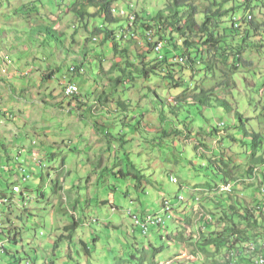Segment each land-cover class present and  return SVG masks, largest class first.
Instances as JSON below:
<instances>
[{
  "label": "clouds",
  "instance_id": "1",
  "mask_svg": "<svg viewBox=\"0 0 264 264\" xmlns=\"http://www.w3.org/2000/svg\"><path fill=\"white\" fill-rule=\"evenodd\" d=\"M177 15L183 37L169 27ZM189 15L193 23L219 16L209 20V32L233 23L238 32L221 59L210 54L207 68L184 71L187 57L164 61L159 47L170 33L178 45L187 38ZM109 33L124 65L106 54ZM126 43L140 46L125 52ZM237 54L246 68L236 64ZM197 102L204 107L194 122L189 109ZM225 160L226 180L260 186L253 199L260 197L255 211L264 216V0H186L179 13L176 0H0V264H65L73 250L80 255L70 264H264V220L249 235L245 226L221 221L222 212L201 207L206 197L193 187L201 166L224 172ZM73 172L76 186L87 173L103 172L105 186L109 173L126 176L112 186L127 198L119 207L114 199L103 209L85 204L81 216L67 199L65 178ZM35 185L41 197L48 189L43 201ZM97 194L105 199L99 185ZM57 198L78 227L84 220L72 237L59 239L66 221L53 224L43 211ZM246 199L242 190L233 193L234 213L242 214L236 201ZM202 218L217 226L225 246L202 244L213 235Z\"/></svg>",
  "mask_w": 264,
  "mask_h": 264
},
{
  "label": "trees",
  "instance_id": "2",
  "mask_svg": "<svg viewBox=\"0 0 264 264\" xmlns=\"http://www.w3.org/2000/svg\"><path fill=\"white\" fill-rule=\"evenodd\" d=\"M186 5V0H176V11L179 13ZM190 7V5H188ZM188 23L184 25L185 29H190L188 31V36L187 38L183 39L181 44H177L175 42V37L170 33L169 37L167 40H165L164 37H160V41H165L164 42V49H167V51H163L160 56L162 55L163 60L167 61L168 59L176 58L177 56L179 57H187L186 63L188 64V68L183 69L184 71H191L192 68H199V69H204L208 67V64L205 62L209 59L210 54L214 55L216 60L221 59L224 56V53L221 51L222 49L226 48V40L229 38H235L232 37L233 32H238V27H236V24H230L228 26H224L223 24H215V28L220 29V31H215L213 30L212 32L208 31V26H209V20H212L213 23H215V20L219 19V16H216L214 19L213 17L206 16L204 21L202 23L197 22L193 23L192 22V17L189 15L187 17ZM179 22V16L177 15L174 19L170 20L169 27L171 28L172 33H179L182 37L184 36V29L181 27L177 26ZM152 21H149V27H151ZM248 27L252 29V34H255L256 29L253 28L252 24L249 23ZM148 29L141 23L139 31L146 32ZM203 33V35H201ZM110 33L105 35L103 43H111L110 40ZM148 41L145 39L143 41V44H147ZM241 44H244L245 41L243 39L240 40ZM140 45H127L126 47L124 46V51L126 52L129 47L135 48ZM113 48V47H112ZM115 51V60L114 62H119L122 65H124V61L122 60L123 53L121 51H117L115 48H113ZM181 50V51H180ZM227 60H232L231 56L227 57ZM236 64L239 65V68H246L247 65L244 63H241V56L239 54L236 55L235 57ZM118 72V71H117ZM238 75V71L233 72V77ZM192 78V77H190ZM240 83H242L245 87H247V78L242 77L240 80ZM258 83V82H257ZM205 87H207L208 82H204ZM260 86V85H258ZM235 91V89H234ZM105 94L107 95V91L105 90ZM220 106L223 108L224 103H221ZM203 104L197 102L196 104L192 105L191 108L189 109L190 113L192 114L193 112H196L200 115V112L198 109H203ZM185 114L183 111L180 112V114ZM216 129H213V132H216ZM259 148H257V151ZM189 161V160H188ZM191 162V161H190ZM225 170L224 172H221L218 170L214 165H207L208 170H212V173L214 175V178L210 179H202L198 178L196 181V185L193 187H198L200 190L197 192L198 195H201L203 197H206L203 200V203L201 204V207H206L209 209H214L218 210L217 212H222V215L220 217L221 221L225 217H227L230 221V226L234 227L236 224L243 225L247 228L248 234L251 235L252 232V225H258L261 220H264V216H261V214L257 211H255V208L258 206L259 199L255 198L251 203L255 204V207H248L247 205L244 204V202L241 201H236L237 204H241L242 208V214L241 213H234L233 208L234 205L231 203L233 199V193H236L237 190H242L243 193H246V190L251 189L250 185L245 187L242 184H234V181L232 180L231 177H229L227 180L225 179V172L227 171V160H225ZM194 166V165H193ZM205 166H201L199 171H203V168ZM195 168V167H194ZM196 170V168H195ZM200 172V173H201ZM124 178H127L126 176H122ZM135 179V178H134ZM199 180V181H198ZM67 181V177L65 178V182ZM198 182V183H197ZM202 182V183H201ZM224 185H229L231 186V190L226 191L222 190V186ZM0 193H2V188L6 187L4 184H0ZM3 186V187H2ZM259 186V185H257ZM60 185L59 182L55 185L54 190L59 189ZM260 188V186H259ZM252 190V189H251ZM202 191V192H201ZM143 195H145L144 192H142ZM134 196V193H132ZM239 194V193H237ZM23 195V194H22ZM250 199L251 197H249ZM252 195V194H250ZM42 196V193H40V197ZM45 196V193H43V197ZM213 197V198H207V197ZM221 197L222 200H218V197ZM216 197V198H215ZM69 201H71L70 196L67 197ZM248 199L245 200L249 201ZM61 203V199H60ZM75 203H78V200L75 201ZM214 203V204H213ZM175 204V203H174ZM116 206V205H115ZM117 207V206H116ZM28 212V210H26ZM31 214V213H30ZM32 215V214H31ZM201 225L206 228V231H210L213 233L212 237L210 240H205L202 241V244L205 247H211L212 246V241H215L218 243L220 247L225 246V241L220 240L217 235V227H211L212 223L208 220L201 219L200 221ZM206 225V226H205ZM78 227V223L73 222L72 225L66 226L64 229L65 231H69L71 229H75ZM64 236H60L59 239H61ZM67 237V236H66ZM71 237V236H69ZM58 239V240H59Z\"/></svg>",
  "mask_w": 264,
  "mask_h": 264
},
{
  "label": "rangeland",
  "instance_id": "3",
  "mask_svg": "<svg viewBox=\"0 0 264 264\" xmlns=\"http://www.w3.org/2000/svg\"><path fill=\"white\" fill-rule=\"evenodd\" d=\"M180 10H182V9H180ZM121 39L123 40V37H121ZM104 44H105V47H106V54L111 55V54L114 53V55H115V51L111 47V43L108 42V43H104ZM127 45H129V44L126 43L125 44V47ZM163 51L166 52L167 49H164ZM113 60H115V56H113ZM117 75H119L118 72H117ZM105 90L108 91L107 89H105ZM145 107H147V105ZM184 115L185 114H183V113L180 114L181 117H183ZM191 116L195 118V121L194 122H199V121L202 120L201 115H199L196 112H193L191 114ZM143 117H144V112H141L140 113V116L133 120V122H132V130L133 131L135 130V125L136 124H139L140 123V119L143 118ZM126 131H128L127 128H126ZM249 145L251 146V142H249ZM160 148H161V150H164V145H160ZM48 151L49 152L52 151L51 147L48 148ZM120 155H121V158L123 160L126 161L128 159V157L126 155H124L123 152ZM75 157H76V153H74V152L70 153L69 157L65 159V163H68V160L69 159H72V158H75ZM190 161L191 160H189V161L187 160V161H184L183 163H185L188 166L189 169H192L193 171H195V168H194L195 166H193L192 161L191 162ZM126 170L127 169L125 168V171ZM80 171H81V173H83L84 172V169H81ZM45 175H46V173L40 172L37 178L40 179L41 181H43ZM77 178H78V173L73 172L69 176H67V181L65 183L67 185H69L67 191L69 193H71V195H70V198H71L70 203L72 204V207L75 205V208H73V210L75 212H77L81 216L84 215V205L85 204L88 205L89 207H94L96 209H103L104 207L108 206V200L109 199H114L115 200V205L117 207H119V201L122 200V199H126L127 198L125 195H122L120 192H118L117 189H116V187L112 186V182L113 181H116L118 183H122L127 178H124L122 176H120L118 178L117 176L109 173L108 174L109 184L107 186H105L104 185V173L103 172H101V173H99V174H97L95 176L91 175V173H87V175L85 176V180L80 185L76 186L74 184V181ZM198 178L199 179L202 178L203 180L205 178L206 179H210V178H214V175L212 173V170H208V166H205L203 168V171L201 172V175L195 178V182L193 183V186L196 185L195 183H196V181H197ZM98 185L101 188L102 194L105 196V199H103V200H101L100 199V196L97 194V186ZM32 187L33 186L31 184H25L23 190H29L30 191ZM34 187L36 189L37 196L40 197V193H41L39 191L40 186L39 185H35ZM0 188H1V186H0ZM249 188H251L252 190L251 189H248V190H246V192H247V194H249V197H251L248 200H251V202H252L253 201V196L255 195V193L256 192H259V186H256L255 190L252 187H249ZM47 191H48V189L45 190V195H46ZM77 192H79L81 195H83L85 197H88V199H86L84 201H81L78 198V196L76 195ZM132 193H134V196L137 195V193L135 192V190H133ZM141 194H142V192L139 194L140 195V198L142 197ZM250 194H252V195H250ZM44 197H40V200L43 201L44 200ZM256 198L257 199H260V197H258V196ZM20 199H22L21 198V194H20ZM76 200H78V203H75ZM141 200H142V198H141ZM218 200H222V198L219 196L218 197ZM176 202H177L176 201V198H173L172 203L174 204ZM243 202H244L245 205H247L248 207H250L249 206V201H246L245 202V200H244ZM254 205L255 204L251 203V207H255ZM61 207H62V204L60 203V198H57L55 202H53L51 200L47 201L46 202V205H45V207L43 209V211L48 214V220L51 223H53V224H58L60 221H66V224L64 226L72 224L74 222V219H73L72 215H69V214L61 211L60 210ZM133 210H134V213H135L136 212V209L133 208ZM216 211H218V210H216ZM26 218L27 219H31L32 218V215L30 214V212H28V216ZM129 220H131V217H129ZM83 223H84V220H82V224ZM82 224L78 228H75V229H73L70 232L69 231L68 232L65 231L64 230V226H63L60 229V235L61 234L68 235V236L71 235V237H72L73 233L80 231V229L82 227ZM215 226L216 225H214V224L211 225V227H214V228H215ZM59 236H57L56 239H58ZM92 239H95V237H93ZM81 241H83V240H81ZM97 243H99V241H97ZM49 247H52V245H49ZM54 255H59V249L58 248H57V252L54 253ZM78 255H80L79 251H75V250L69 251L67 253V258H66L65 264H70L72 258L74 256H78ZM189 255H191V253H189ZM49 264H54V262L52 260H50L49 261Z\"/></svg>",
  "mask_w": 264,
  "mask_h": 264
},
{
  "label": "built area",
  "instance_id": "4",
  "mask_svg": "<svg viewBox=\"0 0 264 264\" xmlns=\"http://www.w3.org/2000/svg\"><path fill=\"white\" fill-rule=\"evenodd\" d=\"M161 42H163V41H161ZM163 47H164V44H163ZM163 47H159V54H161ZM161 57H163V56L161 55Z\"/></svg>",
  "mask_w": 264,
  "mask_h": 264
},
{
  "label": "crops",
  "instance_id": "5",
  "mask_svg": "<svg viewBox=\"0 0 264 264\" xmlns=\"http://www.w3.org/2000/svg\"><path fill=\"white\" fill-rule=\"evenodd\" d=\"M0 184L2 185L3 184V181H0ZM142 198V200L144 199L143 197H141Z\"/></svg>",
  "mask_w": 264,
  "mask_h": 264
},
{
  "label": "bare ground",
  "instance_id": "6",
  "mask_svg": "<svg viewBox=\"0 0 264 264\" xmlns=\"http://www.w3.org/2000/svg\"><path fill=\"white\" fill-rule=\"evenodd\" d=\"M163 44H164V41H163Z\"/></svg>",
  "mask_w": 264,
  "mask_h": 264
}]
</instances>
